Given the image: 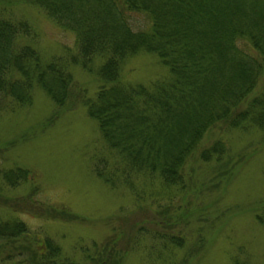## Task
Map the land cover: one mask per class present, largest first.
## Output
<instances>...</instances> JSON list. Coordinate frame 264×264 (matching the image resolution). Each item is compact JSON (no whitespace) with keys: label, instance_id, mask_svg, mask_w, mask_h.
Here are the masks:
<instances>
[{"label":"trees","instance_id":"1","mask_svg":"<svg viewBox=\"0 0 264 264\" xmlns=\"http://www.w3.org/2000/svg\"><path fill=\"white\" fill-rule=\"evenodd\" d=\"M25 1L70 29L75 51L40 55L22 40L33 34L28 23L5 16L4 3L11 0H0V92L27 102L37 84L58 107L79 100L119 158L111 169L95 167L110 185L116 182L110 174L118 171L132 190L130 175L183 188L198 160L228 175L243 156L232 155L223 138L207 144L202 138L214 128L264 130V0ZM132 12L144 15L143 24L132 23ZM138 51L154 53L167 75L148 83L122 81L120 63ZM97 58L101 84L92 96L68 66L90 71ZM24 171L7 169L3 176L10 183ZM52 209L45 214L74 216L63 207ZM0 238V264L11 254L7 264H121L123 255L105 244L77 262L18 219L0 221Z\"/></svg>","mask_w":264,"mask_h":264},{"label":"rangeland","instance_id":"2","mask_svg":"<svg viewBox=\"0 0 264 264\" xmlns=\"http://www.w3.org/2000/svg\"><path fill=\"white\" fill-rule=\"evenodd\" d=\"M4 6L5 16L28 23L33 34L22 40L43 57L75 51L74 33L41 7L25 0ZM143 16L132 12V23L143 24ZM100 60H93L90 71L68 66L87 95L101 84L94 71ZM123 60L119 76L126 83L167 75L154 53L138 51ZM215 137L225 140L232 155L243 156L228 175L198 160L183 188L130 175L132 190L118 171L110 174L114 185L96 173V166L111 169L119 158L79 100L58 107L37 84L27 102L0 92V221L21 220L80 263L106 244L123 254L121 264H264V130L214 128L201 143ZM16 167L25 176L19 172L6 182L3 172ZM52 207L74 216L46 215Z\"/></svg>","mask_w":264,"mask_h":264}]
</instances>
